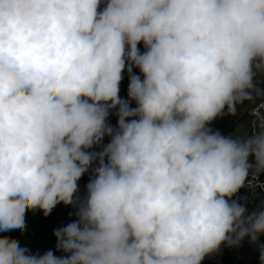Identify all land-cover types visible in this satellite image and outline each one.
Wrapping results in <instances>:
<instances>
[{"label": "clouds", "instance_id": "obj_1", "mask_svg": "<svg viewBox=\"0 0 264 264\" xmlns=\"http://www.w3.org/2000/svg\"><path fill=\"white\" fill-rule=\"evenodd\" d=\"M262 85L264 0H0V233L76 217L55 251L0 235V264H202L245 240L264 264V202L238 196L264 118L211 127Z\"/></svg>", "mask_w": 264, "mask_h": 264}, {"label": "built area", "instance_id": "obj_2", "mask_svg": "<svg viewBox=\"0 0 264 264\" xmlns=\"http://www.w3.org/2000/svg\"><path fill=\"white\" fill-rule=\"evenodd\" d=\"M249 104L250 108L246 113V120L241 124L243 132H231L225 136L248 134L255 128L258 119L264 118V98H256L249 101ZM238 196L247 197L250 208L264 202V174L250 176L246 186L240 190ZM31 236L34 234L31 233ZM261 239L264 241V237ZM202 264H259V260L255 247L245 240L239 247L222 245L217 253L206 257Z\"/></svg>", "mask_w": 264, "mask_h": 264}, {"label": "trees", "instance_id": "obj_3", "mask_svg": "<svg viewBox=\"0 0 264 264\" xmlns=\"http://www.w3.org/2000/svg\"><path fill=\"white\" fill-rule=\"evenodd\" d=\"M142 47V46H141ZM138 72V70H136ZM128 84L127 75L125 74V78L121 83V87ZM125 97V96H124ZM240 108V107H239ZM107 139L105 140V143ZM88 175L86 174L79 182L80 187V195L82 196L85 192V186L88 182ZM70 213L73 215L70 216ZM75 208L72 206H65L63 204L57 205L56 208L53 209L52 213L45 217L41 210L36 211H28L26 215V224L27 228L24 233L16 231H11L8 233H0V235H8L10 237L16 238L20 240L25 236L34 234L35 237H40L43 235L53 234V231L57 228L63 227L66 224L70 223L76 217L74 215ZM54 244H56V240H54ZM55 251V248L54 250ZM57 255L61 253L57 252Z\"/></svg>", "mask_w": 264, "mask_h": 264}, {"label": "rangeland", "instance_id": "obj_4", "mask_svg": "<svg viewBox=\"0 0 264 264\" xmlns=\"http://www.w3.org/2000/svg\"><path fill=\"white\" fill-rule=\"evenodd\" d=\"M260 78L258 77V80ZM127 85H124L121 87L120 95L121 97H126L127 95ZM249 102V101H245ZM240 104L237 107V111L235 115H224L222 117L217 118L213 123L211 124V127L214 130H219L223 135H226L231 132H243L242 123L246 120V113L248 109L250 108L249 105ZM240 107V108H239ZM110 121L113 125L116 124V118L115 116H112L110 118ZM53 234L43 235L40 237L35 236H25L20 239L21 243L25 246H27L29 249L35 251L36 253L42 254L45 252V249L47 247H50L54 241H53Z\"/></svg>", "mask_w": 264, "mask_h": 264}, {"label": "crops", "instance_id": "obj_5", "mask_svg": "<svg viewBox=\"0 0 264 264\" xmlns=\"http://www.w3.org/2000/svg\"><path fill=\"white\" fill-rule=\"evenodd\" d=\"M244 103H245L244 105H246V106L249 105V104H248L249 102H244ZM52 237H53V241L56 240L54 236H52ZM55 245H56V244L53 243L50 247H47V248L45 249V251H47V250H49V249L54 250Z\"/></svg>", "mask_w": 264, "mask_h": 264}]
</instances>
